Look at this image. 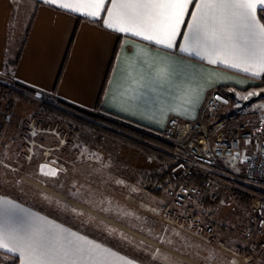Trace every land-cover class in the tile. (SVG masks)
Returning a JSON list of instances; mask_svg holds the SVG:
<instances>
[{
    "label": "crops",
    "instance_id": "0c3cea01",
    "mask_svg": "<svg viewBox=\"0 0 264 264\" xmlns=\"http://www.w3.org/2000/svg\"><path fill=\"white\" fill-rule=\"evenodd\" d=\"M194 7H189L186 23L190 21ZM258 15L264 23V14ZM105 16L106 13L102 12L101 18L94 20L78 13L66 14L43 4V0H0V76L80 109L120 117L155 133L163 131L171 117L198 120L202 107L214 91L219 92L222 88L228 93L245 94L264 85V74L253 78L223 64H211L208 58L180 52L178 47L167 49L138 37L108 30L103 27ZM184 31L182 27L181 32ZM177 43L183 44L184 41L178 38ZM157 57L168 58L172 74L168 82L152 91L146 88L145 81L154 75L157 67L154 58ZM132 67L137 78L142 74L139 84L127 75ZM189 88L193 93L199 89L201 99L187 103L185 90ZM55 162L54 167L60 168L61 165ZM38 163L45 161L41 159ZM85 179L73 191L55 187L40 189L52 198L48 203L39 202L37 197L25 198L24 193L5 192L1 185L0 198L15 202L24 214L44 218L40 221L42 227L49 224L55 229L62 227L112 249L116 255L108 256L105 264H127L129 259L135 264H150L137 252L129 250L127 243L130 238L123 242L119 234H128L121 229L125 228L147 240L151 237L114 218L106 209L111 206L117 211L129 207L140 211L120 198L122 194L118 189H111L112 193L105 186L91 187L89 177ZM77 192V196L70 194ZM63 194L67 201L61 199ZM80 195L82 199L78 198ZM85 196L87 199L83 200ZM90 196H97L99 206L85 202L90 201ZM150 196L147 195V201L159 200ZM57 200L61 201L59 207L55 203ZM73 208L84 215H75ZM58 212L65 213V216ZM150 225L151 222L146 227L152 230ZM155 227L153 231L164 240H153H157L167 252H176L182 257L165 241L169 227H172L163 222H155ZM111 229L116 231L111 232ZM222 250L215 247L219 255H230ZM11 257V253H5L0 264H19Z\"/></svg>",
    "mask_w": 264,
    "mask_h": 264
},
{
    "label": "rangeland",
    "instance_id": "374dc122",
    "mask_svg": "<svg viewBox=\"0 0 264 264\" xmlns=\"http://www.w3.org/2000/svg\"><path fill=\"white\" fill-rule=\"evenodd\" d=\"M0 82L3 83H1L2 88L0 89V158L3 159L4 164L10 165V168H4L3 165H0V172L5 173L3 182L0 185L5 192L12 194L24 193L23 197L25 196V198L32 199L37 197L38 199L36 200L40 199L39 202L48 203V200L43 199L40 195L46 192L40 189L55 187L59 190L71 188V191H73V188H78L82 181H86L85 177H89V186H105L112 193L114 192L111 189L116 188L122 194L120 198H123V200L126 196L131 195L156 208L167 219L174 222V224H171L165 218L153 216L138 208L137 210L144 214L129 207H122L121 210L117 211L115 207L111 206L106 209V212L114 218L133 225L134 229L143 231L151 237L150 240H147L143 236L132 234L125 228H121L128 233L121 234L131 239L130 243L125 242L130 246L129 250L137 252L139 256H142L150 264H231L232 261H235L236 264H241L234 254L241 257H251L242 255L237 247L238 244H242L241 248L245 247L246 242L244 241L250 232V226L246 224L251 225L250 216L242 217L239 214H235L236 211H234L233 204L226 193L227 186L223 182L216 179L215 187L224 194V204L221 205L218 214H220L219 217L222 220L224 218L227 219V225L225 229L219 232L222 237L218 238L216 235H211L212 238H208L207 232H202L199 229L201 216H188L179 207L181 201L178 202L177 195L175 194L174 198H172L173 194L177 192L178 186L164 195L159 193V200L156 202L147 201V195H150L145 193L139 183V172L135 171L136 167L133 165L136 160L141 161L139 163H144L143 156H146V154L136 147L118 141L95 129L92 123L84 124L70 118L47 114V111L45 112L42 106V101L56 103L58 100L52 96L37 93L34 90H32L33 93L28 94L29 98L27 99L15 95L10 96L9 90L17 87L18 83L7 79L5 76H0ZM261 89H264V85L251 91L260 92ZM237 94L244 96L247 95V92L245 94L231 92L229 95L233 97L232 99L221 96L222 100L219 101L218 108L223 107L226 113L240 115L239 118L241 120H258L264 113V107L259 106L264 105V92H260L259 96L247 101L238 100ZM223 101H227V103ZM89 112L99 116L104 115L96 111ZM253 146L252 142H242L243 150L247 147L248 151L252 150ZM244 154V151L243 153L241 152V155L234 163L231 161L233 169L237 168V163H241L245 158L247 153ZM29 156L32 157L31 160L28 159ZM41 159L49 164L52 161H57L61 165L60 167L68 171L67 173L62 172L59 178L50 179L44 177L38 171L40 166L38 162ZM150 159L155 161L153 157ZM54 165L51 164L52 167ZM11 168H16L18 171L12 172ZM117 180L124 181V184H117ZM17 181L20 183H17ZM73 184H75V187H73ZM133 188L136 190L133 191ZM153 196H150V198L153 199ZM61 197V199L66 200L64 194ZM161 197L166 198L167 201L165 199L166 202H164ZM78 198L82 199V196L80 195ZM158 198L154 196V199ZM86 199L87 197L85 196L83 200ZM89 200L87 201L89 204L99 206L97 196H90ZM176 202H178V205ZM58 214L65 216V213L58 212ZM151 218L157 223L163 222L172 227H169V235L165 238V241L171 240L172 243L169 245L178 250L182 257L176 252H167L165 248L161 247L162 245L157 243V240H153L164 239L153 231L156 227L155 222ZM150 222V226L153 227H150L152 230L146 227ZM195 222L197 224L193 225ZM178 224L188 227L189 231L180 229L177 226ZM198 229L199 231H196ZM174 232H178L180 235L176 236ZM201 232L204 234L202 235ZM195 233H197L198 237L194 235ZM122 241L124 242V240ZM215 247L220 250L223 249L222 251L225 250L231 256L228 254H226L228 257L225 254L219 255L215 252ZM165 257L168 259H164ZM247 264H264V251L261 255L253 254Z\"/></svg>",
    "mask_w": 264,
    "mask_h": 264
},
{
    "label": "snow or ice",
    "instance_id": "6c2138e0",
    "mask_svg": "<svg viewBox=\"0 0 264 264\" xmlns=\"http://www.w3.org/2000/svg\"><path fill=\"white\" fill-rule=\"evenodd\" d=\"M43 4L63 10L66 14L78 13L94 20L100 19L104 12L103 27L113 32L138 37L167 49L178 47L180 52L208 58L211 64H223L253 78L264 74V23H261L258 15L264 14V0H43ZM192 5L195 7L191 19L186 23L185 16ZM182 27L185 28L183 33ZM178 38L184 43L178 45ZM154 63L157 65L154 75L145 81L146 88L152 91L168 82L172 74L168 58H154ZM127 75L137 84L143 79L142 74L137 78L134 67L128 70ZM260 92H264V89ZM260 92L250 91L244 96L237 94V99L247 101L259 96ZM185 96L189 104L201 99L199 89L195 93L191 88L186 89ZM214 99L220 101L222 97L216 96ZM236 158L233 156V159ZM51 164H40V175L59 178L62 172L68 171L63 167H52ZM0 165L10 168L2 158ZM10 170L18 171L16 168ZM4 175L0 172V183ZM116 183L123 185L124 181L117 180ZM70 194L79 195L78 192ZM40 195L45 200L52 199L47 194ZM55 203L58 207L61 205V201ZM72 212L77 216L84 215L75 208ZM42 219L24 214V210L19 209L15 202L0 198V259L5 253H11L12 261L18 260L19 264H105L108 256L116 255L112 249L70 230L62 227L55 229L51 224L42 227ZM261 225L264 226V220H261ZM115 231L111 229V232ZM119 235L127 241L126 236ZM174 235L180 234L174 232ZM168 243L172 241L168 240ZM127 264H135V261L129 259ZM231 264L236 262L232 261Z\"/></svg>",
    "mask_w": 264,
    "mask_h": 264
},
{
    "label": "built area",
    "instance_id": "2783aa9c",
    "mask_svg": "<svg viewBox=\"0 0 264 264\" xmlns=\"http://www.w3.org/2000/svg\"><path fill=\"white\" fill-rule=\"evenodd\" d=\"M216 96L221 97L218 91H214L206 101L198 120L171 117L166 128L155 133L156 137L171 145L172 154L177 160V165L172 169L166 181L168 183L179 182V188L172 196L174 198L176 194L178 202L192 201L199 193L198 187L185 185L194 171H198L202 175L217 173L232 177L243 184L264 187V113L256 121H241L239 120L240 115L229 114L212 123L208 116L218 108L219 101L214 99ZM246 140L254 145L252 150L248 151V147L243 150L242 142ZM243 151L245 154L247 153L245 158L241 163H237V168L233 169L231 161L234 163ZM233 156L237 158L233 159ZM242 164L243 167H241ZM215 188L217 189V187ZM124 200L142 211L159 218H165L166 221L174 224L159 210L131 195L126 196ZM153 209L156 211L154 212ZM261 220H264V199L256 197L251 203L250 223L257 225L259 234L264 236V226L261 225ZM196 224L195 222L193 225ZM177 226L182 230L189 231V228L184 225L178 224ZM202 232L204 231L202 230ZM196 234L194 235L197 236ZM211 235L212 232L207 231L208 238ZM234 255L241 264H247L251 260V257Z\"/></svg>",
    "mask_w": 264,
    "mask_h": 264
},
{
    "label": "trees",
    "instance_id": "16d2710c",
    "mask_svg": "<svg viewBox=\"0 0 264 264\" xmlns=\"http://www.w3.org/2000/svg\"><path fill=\"white\" fill-rule=\"evenodd\" d=\"M1 83L0 89L2 88ZM16 86L14 89L9 90L10 96L15 95L27 99L29 98L28 94L33 93L32 89L24 85L17 84ZM219 94L227 99L233 98L222 88L219 89ZM42 106L44 111H47L49 115L70 118L84 124L92 123L95 129L102 131L104 134L118 141L136 147L142 153L146 154V156H143L144 163H139L141 161L136 160L133 164L136 167L135 171L139 172V183L146 193L159 197V193L164 195L170 192L171 189L177 186L179 187V182L177 181L171 183L166 181L172 169L177 165V160L172 154V147L169 143L156 137L155 132L133 122L121 119L120 117L92 114L87 110L80 109L63 100H58L56 103L43 100ZM228 115L229 113H226L223 107H219L208 116V119L212 123H215ZM152 157L155 161L153 159L151 161L150 158ZM216 179L227 186L226 193L233 204L234 211H236L235 214H239L242 217L246 215L250 216V206L253 197L264 199V187L243 184L232 177H226L217 173L202 175L198 171L193 172L191 177L185 182V185L198 187L199 193L192 201H181L179 203L180 207L188 216L200 215L202 222H206V225L209 227L218 225V227H215L217 229L215 235L219 238L222 237L219 232L226 228L227 219L224 218L222 220L219 217L220 214H218L222 205L221 201H224V194L215 188ZM246 225L250 226V232L244 241L246 242L245 247L241 248L242 244L237 245L241 251L239 252L242 255L251 257L253 254L256 255V253L261 255L264 251V236L261 237L259 235L257 225Z\"/></svg>",
    "mask_w": 264,
    "mask_h": 264
},
{
    "label": "flooded vegetation",
    "instance_id": "af4514ba",
    "mask_svg": "<svg viewBox=\"0 0 264 264\" xmlns=\"http://www.w3.org/2000/svg\"><path fill=\"white\" fill-rule=\"evenodd\" d=\"M176 204L178 205L177 202H176ZM176 204L174 203V205H176ZM179 207H180V205H179ZM200 222H201V226H202V227L199 226L200 229H202L204 231L205 230V227H206L207 228L206 229V232L207 231H211L212 232V235H215L216 234V231H215L214 227H209L208 225H206V222L205 223L202 222V217H201V221ZM209 229H211V230H209Z\"/></svg>",
    "mask_w": 264,
    "mask_h": 264
}]
</instances>
